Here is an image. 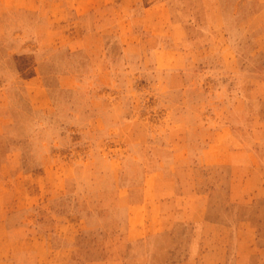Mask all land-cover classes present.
<instances>
[{
	"label": "rangeland",
	"instance_id": "rangeland-1",
	"mask_svg": "<svg viewBox=\"0 0 264 264\" xmlns=\"http://www.w3.org/2000/svg\"><path fill=\"white\" fill-rule=\"evenodd\" d=\"M51 3L0 0V264H264V0Z\"/></svg>",
	"mask_w": 264,
	"mask_h": 264
},
{
	"label": "crops",
	"instance_id": "crops-1",
	"mask_svg": "<svg viewBox=\"0 0 264 264\" xmlns=\"http://www.w3.org/2000/svg\"><path fill=\"white\" fill-rule=\"evenodd\" d=\"M24 1V0H23ZM52 1V5L53 6H58V5H64V2H65V0H51ZM81 2L82 1H87V0H80ZM91 1H93V0H91ZM34 2V1H33ZM25 3H29L30 4V2L28 1V2H25ZM31 5V4H30ZM84 9L86 8V7H88L89 8V10L88 11H90V10H92V6H91V4L88 6V5H83L82 6ZM30 9H31V7H30ZM83 9V10H84ZM84 11H86V10H84ZM5 222H0V227H3V224H4ZM147 224V226L146 225H144V224H142V226L143 227H138L136 230H138V232H141V231H147V230H150V225H149V223L147 222L146 223Z\"/></svg>",
	"mask_w": 264,
	"mask_h": 264
}]
</instances>
